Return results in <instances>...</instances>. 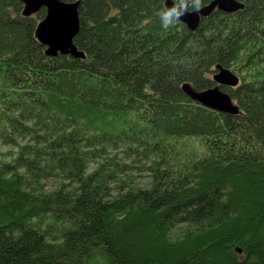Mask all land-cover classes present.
I'll list each match as a JSON object with an SVG mask.
<instances>
[{
	"label": "trees",
	"instance_id": "trees-1",
	"mask_svg": "<svg viewBox=\"0 0 264 264\" xmlns=\"http://www.w3.org/2000/svg\"><path fill=\"white\" fill-rule=\"evenodd\" d=\"M61 1L83 59L0 0V264H264V0L194 32L161 26L164 0ZM216 66L236 116L180 90Z\"/></svg>",
	"mask_w": 264,
	"mask_h": 264
},
{
	"label": "water",
	"instance_id": "water-1",
	"mask_svg": "<svg viewBox=\"0 0 264 264\" xmlns=\"http://www.w3.org/2000/svg\"><path fill=\"white\" fill-rule=\"evenodd\" d=\"M23 6L22 16L31 17L42 9L44 18L38 23L34 39L45 48L44 54L50 58L69 56L72 59H83L84 54L77 50L73 39L79 31L78 3H66L61 0H19ZM164 6H173L172 0H164ZM243 8L236 0H213L204 6L199 13H186L181 17V24L190 32L198 29L201 20L210 16L213 11L232 14ZM214 87L197 91L189 84H182L180 90L190 100L202 107L227 116L239 114L238 106L220 87L235 88L239 79L231 70L216 66L212 78Z\"/></svg>",
	"mask_w": 264,
	"mask_h": 264
},
{
	"label": "clouds",
	"instance_id": "clouds-1",
	"mask_svg": "<svg viewBox=\"0 0 264 264\" xmlns=\"http://www.w3.org/2000/svg\"><path fill=\"white\" fill-rule=\"evenodd\" d=\"M203 7V0H173V6H163L155 15L159 18L161 26L169 29L181 22V17L186 13H199Z\"/></svg>",
	"mask_w": 264,
	"mask_h": 264
},
{
	"label": "rangeland",
	"instance_id": "rangeland-1",
	"mask_svg": "<svg viewBox=\"0 0 264 264\" xmlns=\"http://www.w3.org/2000/svg\"><path fill=\"white\" fill-rule=\"evenodd\" d=\"M7 144H5L4 142V139H3V135L2 133L0 132V151L1 152H7V151H10V147L9 146H6ZM139 183H142V185L144 184L145 180H142V179H139L138 180Z\"/></svg>",
	"mask_w": 264,
	"mask_h": 264
}]
</instances>
